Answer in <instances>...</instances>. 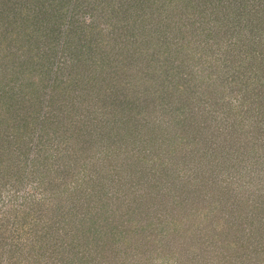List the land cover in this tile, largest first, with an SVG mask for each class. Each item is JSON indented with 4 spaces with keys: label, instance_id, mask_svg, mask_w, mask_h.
<instances>
[{
    "label": "rangeland",
    "instance_id": "374dc122",
    "mask_svg": "<svg viewBox=\"0 0 264 264\" xmlns=\"http://www.w3.org/2000/svg\"><path fill=\"white\" fill-rule=\"evenodd\" d=\"M14 1L15 13L25 9L23 26L30 31L4 32L11 22L16 29L22 23L0 8V46L8 52L0 63L17 51L19 38L24 57L39 51L41 67L27 69L24 81H9L0 65L6 83L0 99V264H59L48 256L53 248L39 244L55 232L49 218L57 214L66 220L59 239L89 264H189L192 256L199 264H264V68L256 63L264 66V53L238 55L237 40L220 28L232 24V37L242 39L237 30L248 36L250 25L264 37V19L248 21L246 14L263 15L264 4L206 0L211 8L201 15L208 23L196 21L195 35L186 38L181 24L199 20L202 8L173 21V11L186 14V0L174 6L170 0L174 10L163 7L162 16L136 0H130L133 8L127 0L122 6L120 0H58L59 11L49 10V0ZM109 13L117 14L115 20ZM159 16L169 22L157 25ZM203 36L209 54L201 50ZM226 38L235 47L227 54L216 43ZM167 46L173 55L163 53ZM223 54L228 61H221ZM172 59L183 65L174 76L141 69L158 61L164 68ZM229 61H238L237 69ZM78 62L83 67L74 68ZM173 93L186 98L183 113L171 109ZM126 120L147 132L139 139L156 156L149 168L154 164L161 167L155 174L176 178L155 180L157 191L144 179L141 186L128 182L130 168L121 170L120 183L107 180L116 172L109 156L144 157L130 143ZM89 126H95L91 134ZM54 203L61 207L55 216L48 214ZM88 208L77 228L67 224L76 210Z\"/></svg>",
    "mask_w": 264,
    "mask_h": 264
},
{
    "label": "trees",
    "instance_id": "16d2710c",
    "mask_svg": "<svg viewBox=\"0 0 264 264\" xmlns=\"http://www.w3.org/2000/svg\"><path fill=\"white\" fill-rule=\"evenodd\" d=\"M49 1H50L49 4H48L49 10L50 11H53V8L55 7L56 10L59 11V8H60L59 2H57V4L55 2V1H58V0H49ZM122 1L123 0H120V5L121 6H122ZM136 1H137V3H140L141 4L142 8L154 9L161 16H162V8L163 7H166L168 9L170 8L169 10H174L172 8V6L170 5V0H140V2L138 0H136ZM182 1H184V0H180V2H182ZM205 1L206 0H186L185 2H183L185 8H186V5H188L186 14H185V11H173V12H176V15H177V16L174 17V20L173 21H176V20L178 21V18L179 17L184 18V16H187V17L188 16H191L196 8L202 6V8H199V13H200L199 20L197 18L192 19V20H187L186 22H188L189 27L188 26H185V25L182 26V24H181L182 33L184 32L183 33L184 34L183 37H186L187 38V36H194L195 35L197 28L196 27L194 28V25H195L196 21H199L200 22L199 24H202L203 23V25H204L205 22L208 23V20H206V17L207 16H205V18H202V15H201V14H204L205 13V11H206L205 7L208 8L209 10L211 8V6L209 4H207V5L205 4L206 3ZM231 1L233 3L238 2L237 0H230L228 2L231 3ZM240 1L242 2V5H244L245 7L249 8V5L251 7L254 6V2L256 0H240ZM166 2L169 3V4H167ZM177 2L178 1L175 0V2L173 3V6L174 5H177L178 4ZM256 2L258 4H264V3H262L263 0H259V1H256ZM16 4L17 3L14 0H0V8L3 9L4 11H6V13L7 12H14L15 11ZM56 5H58V8L56 7ZM126 6L133 8V4L130 2V0H127ZM1 9H0V12H3V10H1ZM16 10L17 11L20 10V12L19 13L18 12H16V13L14 12L13 13V16L16 18L17 23H18V21L20 23H22V24H20L21 26H19V28H17L18 29L17 30L16 27L14 26L15 24L13 22H11L12 24H8L9 30L8 31H4V32H8L9 34H13L15 32V34L16 33L19 34V31L21 29H22L21 31H23V32L30 31L28 27H25L24 28V26H23V21H24V18L26 17V14H25L26 11H25V9L19 8V9H16ZM123 10L124 11H127L124 8H123ZM36 13H32L33 14V17H39V16H41V15H38ZM0 14H2V13H0ZM246 14H247V20L248 21H250V18L255 19L257 17L258 18L259 17H262L264 19V14L263 15H261V14L258 15V14H256V12L255 13H246ZM116 15H117L116 13H113V14L109 13V18L115 20ZM236 15H237V13H236ZM228 17L229 16H224V17H222V19L224 21H227V18ZM160 18L161 17L159 16L155 20V23L157 25L160 22H162V19L164 20V22L165 21H168L169 22V20H167L164 17L162 19H160ZM172 19L173 18L171 17V20ZM186 19H188V18H186ZM38 20L40 21V23H42L41 25H43V24H45L43 22L46 21V17H44V15H43L42 20H41V18H39ZM259 23L260 22L255 21V24L253 26L256 27V26L259 25ZM225 25H227V26H225ZM229 25L230 24H228V23H224V24H222L220 26V28H223L224 27L225 28L224 31L226 33L229 32L227 34L229 35V38L231 40L232 39L233 40H237L235 47H237L236 49L238 50V53H237L238 55L241 54L243 51L244 52L246 51L245 53L243 52L244 55H246L247 53L249 54V52L252 53V54H255V52H257V51L264 53V51H263V48H264V37L262 36L261 31L254 33V30L253 29H250V25H247L248 28L246 27V25H243V26H245L244 28H247V30H248V36L247 35L245 36V34L241 33L240 31L243 28H240L239 31L237 30V36L241 37L242 39H239V38L238 39H234L235 37H232V33L230 32V28L233 25L232 24L230 26ZM212 30L213 29H210V31H212ZM214 30L216 31V28ZM243 30H245V29H243ZM201 35L202 34H200V36ZM216 35H218V31L216 32ZM16 39L18 40L17 42L19 43L17 46L14 45V47L17 49V51L10 52V58L7 57L6 63H4V64L0 63V65L2 66V70L4 71V75L3 76H4V79L5 80H9V81H13V80L15 81V80H17V81H19V79H20L21 81H24V79L28 76L27 74L24 76V73L27 71V69H29L30 71H35L36 68H38V67L40 68L41 67L40 63H37L38 61H40L41 56L39 54V51L35 48V50H34L35 52L34 53L29 52V55L27 57H24L23 56V51L25 49L24 46H26V45H24L23 41H19L20 40L19 38H16ZM230 39H227L226 38L223 41L216 42V43H218V45H220V44L225 45L226 54L231 51V48L232 49H235V47H233L234 45L232 43H230ZM252 42H255L256 45L254 47L256 48V50L255 49H251V50H248V51L245 50L247 44L249 46L250 44H252ZM201 43L203 44L201 50L207 52V54L211 53L210 52L211 51V45L208 44L207 38L205 36H203ZM166 44L167 43H165V45ZM214 46H215V44H214ZM168 47L169 46L166 47V50H165L166 52H163V53H167V54L173 55L172 52L170 53V50H168L169 49ZM259 47H261V49L258 50ZM219 48H220V46H219ZM7 53L8 52H4V49L2 48V46H0V59H1V57L3 58L4 56H6ZM205 55L206 54H204L203 56H205ZM254 56H257V55H254ZM213 58H214L215 61L218 60L217 59L218 57L217 58L216 57H213ZM221 58H222L221 61H223V62L224 61H228V58H226L224 54L222 55ZM169 60H170V57H169ZM172 61H173V59L171 61H169V65H165L164 68L162 66L163 65L162 63H164L165 61L164 62H161V63L158 61L157 66L147 65V66H144L141 69L142 70L144 68L147 69V71H150L153 76L156 75V76L159 77V76H162V74L163 75L165 74L168 77L169 76H174V75H177L176 74L177 69L180 70L179 68L182 67L183 65L181 64L182 62L181 63L173 64ZM229 62H232V61H229ZM237 62L238 61H236V63L232 62V63H234V64H232V67L234 66L233 68H235V69H237L238 64H239ZM256 63L259 66V71L262 68H264V66H261L259 64V62H256ZM80 66H82V63L81 62H78L77 64L74 65V68H77V67H80ZM161 69H163V70H161ZM36 76L41 79V77H39L38 74ZM0 79H3V78H0ZM85 80H87V79H85ZM5 86H6V83H3V82L1 83L0 82V99L4 97L5 92H4V89L3 88ZM262 86H264V82H261L260 87H262ZM56 87H54V89ZM175 90H177V89H175ZM261 90H264V87H262ZM55 92H56V90H55ZM26 94L27 93H25V92H21L19 97L22 98V99H25ZM172 95H174V96H169L167 98V99H169L171 106H173L171 109L174 110L176 113H179V114L180 113H183V112H180L182 110V108L183 107H186V108L188 107V106H186V105H188L187 102H186V98L181 97L180 96V93H177V94L176 93L175 94L173 93ZM1 108H0V110H1ZM174 111L172 113H174ZM162 112L165 113L164 111H162ZM183 119H185V118H181V120H183ZM172 120H174V118ZM126 122H128V124H127L128 126L126 125L129 128L128 130H130V132H129L130 133V135H129L130 136L129 137L130 138L129 139L130 140V143L133 142V144L139 145L140 148L139 147L138 148H139L140 152L143 154L144 157L143 158H140V156H109L108 155L109 157H111V161H113V164H112L111 169L114 170V171H116V172H113L112 174L109 172L108 173V176H107V180H109V183L110 182H115L117 184L120 183L122 181V179H124V178H122V175L123 174L121 173V170L124 171L125 168H130V171H132V174L133 175H131L130 178L128 176V178H129L127 180L128 182L135 183V181H137V183L134 186H141V185H137V184H140L141 183V180L144 179L143 180L144 183L151 184L152 186L154 184V187H155V189L157 191L159 187H158V185L155 184V183H157L155 180H159V181L166 180V178L169 176V174L168 173H165V172L164 173H160V174H155L156 173L155 171L157 170V168L160 169L161 167H155L154 164L150 165V168H149V164L147 163V161L151 160L153 157H156V156H151V155H153V152L150 151V150H148V147L150 146V145L147 144L148 141L147 140L146 141H142L141 139H139V138H143L142 133L145 134L146 131L145 130H138L137 129V125H135V123L133 124L132 121H130V120H126ZM149 123H150V120L148 119L147 124H145V126L147 127V125ZM94 127L95 126H89L88 127L89 134H91L90 131H92V132L94 131ZM135 131H138V132H135ZM76 133L79 134V132H76ZM92 136H95V134L92 133ZM88 140L91 141L89 135H88ZM210 147H211V144H210ZM148 170H151V171L149 172ZM4 171L5 170H3V173H4ZM152 171H153V173H152ZM160 171H162V170H160ZM14 173L15 172H11L10 173V176L13 175ZM147 174L148 175H152V177H150V179L148 177L149 180L147 179V176H146ZM4 175H7V172L6 171H5V174ZM132 177L135 180H133V179L131 180ZM115 178H117V179L115 180ZM174 178L175 177L172 175L170 178H167V179H169V180L170 179L171 180H175L176 178L175 179ZM81 180L83 181V178ZM126 192H128V190H126ZM198 196H199V194H197V197ZM191 197L193 198V196H191ZM36 201L37 200H32V203L38 205ZM43 204H45V203H43ZM54 208H56V209L48 211V214H52L53 216H55L54 213L57 214L58 210L61 211V207H59V205H57V204H55ZM24 209L29 210L30 209V204H28ZM82 210L83 211L78 210V211H81V212H78L76 210L74 212L73 216L69 218V221H67V224L68 225L70 224L73 229H74V226L77 228V225L79 223H83V219H84V216L85 215L87 216V214H90L89 213V208L86 209V210L85 209H82ZM57 216L58 217H56L54 219L49 218V220L52 221L51 223L52 224L55 223V225H56L55 232H53V234H51V236H50L51 238L49 237L50 239H48L49 240L48 243H43V242L39 243L40 244V248L42 250H45V249H47L49 247L50 248H53L52 251H48V253H49L48 256H50L53 259V262H56V263H59L60 262L61 264H79V263L89 264L88 263V260H86L84 258V256H79V252L77 250L75 251L74 250V247H73V249H71L72 247L67 248L66 246H64V243H65L64 242V239H59V237H60L58 235L59 234L58 233L59 227H61V225L63 224V222H66V220H64L63 214H60V215L57 214ZM92 223L97 224V222L95 220H93V219H92ZM96 229L98 231H100L99 230V227H96ZM72 250H74V251H72ZM201 257H202V260L203 261H204L205 258H207L206 255L205 256H201ZM189 261L194 262L195 264H199V261H196L195 258H194V256H192L191 257V260H189ZM191 262H189V264H191Z\"/></svg>",
    "mask_w": 264,
    "mask_h": 264
}]
</instances>
